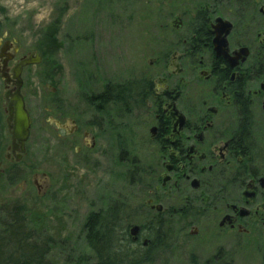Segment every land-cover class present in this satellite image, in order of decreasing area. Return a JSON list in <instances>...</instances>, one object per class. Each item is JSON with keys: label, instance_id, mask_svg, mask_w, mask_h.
Returning a JSON list of instances; mask_svg holds the SVG:
<instances>
[{"label": "flooded vegetation", "instance_id": "flooded-vegetation-1", "mask_svg": "<svg viewBox=\"0 0 264 264\" xmlns=\"http://www.w3.org/2000/svg\"><path fill=\"white\" fill-rule=\"evenodd\" d=\"M188 14L185 54H174L173 74L159 83L110 82L88 98L94 116L86 126L82 111L77 120L49 110L61 140L77 142L78 154H99L108 144L112 164L118 160L124 176H136L151 195L141 204L108 197L112 245L122 246L125 261L139 257L151 264L157 257L162 264L164 255L171 258L176 245L187 242L194 264H236L241 249L264 247V0H189ZM2 47L0 77L12 95L19 89L15 70L36 53L22 54L15 40ZM147 102L154 121L150 139L141 143L143 156L130 157L132 113L139 107L141 114ZM11 145L0 161L4 176L32 164L28 141L23 151ZM46 179V173L33 175L39 197L47 194ZM23 183L25 190L29 183Z\"/></svg>", "mask_w": 264, "mask_h": 264}, {"label": "rangeland", "instance_id": "rangeland-1", "mask_svg": "<svg viewBox=\"0 0 264 264\" xmlns=\"http://www.w3.org/2000/svg\"><path fill=\"white\" fill-rule=\"evenodd\" d=\"M0 4L10 17L0 38V52L4 41L15 40L22 54L35 52L42 58L40 64L23 72L22 93L32 119L27 162L32 164L28 170L27 164L15 167L11 175L14 184L9 182L11 176L8 180L0 177V207L19 200L41 217L35 216L39 228L32 227L43 234L40 244L47 237L54 238L52 258L56 264H96L99 257L86 240L88 216L107 209L111 193H115L113 201L129 196L132 204L145 203L151 195L136 176H124L118 160L112 164L108 144L99 154H78L77 142L71 145L61 140L50 124L49 110L54 109L56 117L70 114L77 120L82 111L81 122L86 126L94 116L88 98L110 82L136 80L144 84L146 78L159 83L168 72L173 74L174 54H185L182 40L187 35L189 0H0ZM53 27L58 28L57 42L46 53L41 49L43 34ZM178 60L182 62L181 57ZM5 94L0 77V108L6 125L0 161L11 142ZM143 108L141 114L140 110L132 113L134 129L127 139L130 157L143 156L141 143L150 139L152 107L147 102ZM35 173L38 178L47 174L49 188L44 197H39L32 185ZM24 180L29 183L25 190ZM32 220L30 216L34 225ZM187 244L179 242L171 258L163 256L162 264L166 259L168 264H194ZM142 259L132 258L124 264H144ZM160 261L156 257L151 264ZM236 264H264V247L241 249Z\"/></svg>", "mask_w": 264, "mask_h": 264}, {"label": "trees", "instance_id": "trees-1", "mask_svg": "<svg viewBox=\"0 0 264 264\" xmlns=\"http://www.w3.org/2000/svg\"><path fill=\"white\" fill-rule=\"evenodd\" d=\"M9 12L0 4V38L9 26ZM57 27L46 31L43 34L41 49L48 52L49 46L57 42ZM4 112L0 108V145L5 134ZM16 171L9 172L8 175L1 173L0 177L8 178ZM9 181L14 184V176ZM111 209L101 210L91 213L85 223L86 240L88 247L99 257L96 264H124L122 246L115 245L113 242V231L110 226L112 216ZM115 214V213H114ZM32 216L31 225L29 218ZM35 216L27 206L19 200L12 204H4L0 207V264H56L53 260L54 238L47 237L40 244L43 234L39 228ZM113 248V249H112ZM96 256V257H97Z\"/></svg>", "mask_w": 264, "mask_h": 264}, {"label": "water", "instance_id": "water-1", "mask_svg": "<svg viewBox=\"0 0 264 264\" xmlns=\"http://www.w3.org/2000/svg\"><path fill=\"white\" fill-rule=\"evenodd\" d=\"M180 21V20H179ZM5 51V47H2L0 57H2L3 53ZM42 61V58L39 54L31 55L30 57L24 59L21 61L17 69L14 73V78L17 80L19 89L15 94H10L9 92L6 93L5 99L8 102V129L11 134L12 139V147L14 150L18 148V144L22 147V151L26 147V142L28 141L30 137L31 132V126H32V119L31 115L26 107V102L24 99V96L22 95L20 91V85L22 82V69L24 67L30 66V65H37L40 64ZM5 74L2 75V78H5ZM181 124L185 123V118L182 116L180 120ZM156 128L152 129V132H154ZM139 230V227L134 226L132 233L135 234ZM135 236V235H134ZM137 238V237H136Z\"/></svg>", "mask_w": 264, "mask_h": 264}, {"label": "bare ground", "instance_id": "bare-ground-1", "mask_svg": "<svg viewBox=\"0 0 264 264\" xmlns=\"http://www.w3.org/2000/svg\"><path fill=\"white\" fill-rule=\"evenodd\" d=\"M164 243V242H163ZM160 248V247H159Z\"/></svg>", "mask_w": 264, "mask_h": 264}]
</instances>
